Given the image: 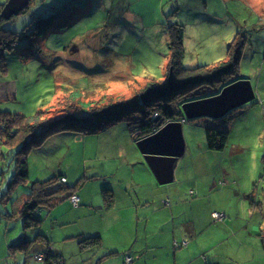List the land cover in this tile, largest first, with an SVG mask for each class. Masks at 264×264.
I'll return each instance as SVG.
<instances>
[{"label":"rangeland","instance_id":"374dc122","mask_svg":"<svg viewBox=\"0 0 264 264\" xmlns=\"http://www.w3.org/2000/svg\"><path fill=\"white\" fill-rule=\"evenodd\" d=\"M161 1L34 0L23 13L3 25L19 38L12 50L3 53L1 63L7 71L0 72V94L7 95L8 88L14 86L17 102L12 103L4 97L5 103L0 106L10 109V114L30 118L45 112L57 95L50 106L51 112L43 115L45 120H53L66 114L61 112L66 99L61 96H65V90H79L84 93L82 101L93 104L139 97L151 85L166 83L170 54L165 34L167 25L180 23L184 28L182 66L185 69L223 61L236 33L247 34L249 46L244 52L237 79L250 83L254 99L230 111L226 116L232 118L228 126L224 120L207 117L181 119L184 151L177 160L174 181L162 187L155 184L160 192L168 193L178 188L187 197L191 189L194 200L205 201L199 205L205 203L214 209L212 222L215 225L222 221L215 223L214 213L222 215L223 220L230 221L233 226L248 224L252 217L248 215V209L255 208L259 203L257 194L264 190V0ZM6 2L0 0V7ZM174 9L178 11L173 13ZM45 17H53L50 29L42 37L30 38L29 27L33 20ZM26 53L33 57L28 62L29 67L19 61ZM19 69H24L22 75ZM201 91L207 93L211 88ZM58 104L61 105L57 107ZM82 109L88 110L87 103ZM208 126L228 129L229 139L223 151L207 148L204 129ZM107 136L99 139L93 135L84 137L78 130H66L50 137L27 156L29 181H44L52 175L55 178L62 175L67 179L68 188L79 182V195L101 196V188L108 182L114 184L118 175L123 174L116 172V160L110 157L116 148L107 150V154H96L101 144L109 143ZM119 142L125 149L129 148L122 138ZM1 151L6 158V147L3 146ZM5 158L0 159V172L5 177L3 186L6 189L5 183L12 181L14 170L10 158ZM96 177L101 178L96 181ZM133 179L141 177L134 173ZM149 179L155 181L151 172ZM27 185H15L10 196L13 195L15 200L21 191H29ZM245 188L248 189L246 194ZM75 189L77 191V187ZM252 190L254 195L252 193L250 197L248 194ZM63 207L69 211L74 209L69 200H64L57 211ZM254 216L257 217L258 213ZM256 217L252 219V226ZM70 219H73L72 215ZM89 220L84 218L81 222ZM15 222L11 223V230ZM19 226L22 230V222ZM106 226L108 224H102L106 248L103 247L99 257L104 251L108 252L112 244V232L107 233L111 230L105 229ZM42 228L45 230L46 226L27 232L32 237L34 232L40 234V230L44 231ZM67 242L77 245V242ZM54 245L59 249V243ZM62 250L64 260L69 262L87 256L79 249L74 257L68 256L75 250L67 243ZM0 259V264H40L33 261L31 251L18 249L0 248ZM106 264H113V261Z\"/></svg>","mask_w":264,"mask_h":264},{"label":"crops","instance_id":"0c3cea01","mask_svg":"<svg viewBox=\"0 0 264 264\" xmlns=\"http://www.w3.org/2000/svg\"><path fill=\"white\" fill-rule=\"evenodd\" d=\"M161 2H164V0ZM177 11L178 9H174L173 13ZM140 22L143 23L142 20ZM31 59H33L32 54L25 58H19V61L24 62V65L29 67L30 64L28 62ZM226 60L227 49L223 61L207 66L214 67ZM23 71L24 69H19L21 75ZM8 89L7 95L1 96L0 94V104L5 103L2 99L4 97L12 103L17 102L14 86ZM60 90L61 92L63 91L62 89ZM76 91L65 90V96L62 95L61 97L69 98L70 94ZM56 96L50 106H53L54 99L58 97ZM50 106L45 108V111ZM11 112L10 109L0 106V113ZM122 125L126 126V128H123ZM83 134L84 137L93 135L98 139L108 135L109 143L101 144L96 154H107V150L116 148V152L110 157L116 160V162L114 161L118 166L116 172L118 174L123 172V174L121 176L118 175V181L114 184L108 182L107 186L102 187L101 196L90 198L81 195L82 193L79 195L78 192L79 206L72 211L65 209V207L60 209L61 211H57L64 202L62 200L56 202L48 211H39L38 216H41L40 227L46 226V229L42 228L44 231L40 230V234L34 232L32 237H30L27 231L21 230L19 225L22 221L17 219L21 206L29 198V191H21L15 200L13 195L10 196V194L6 198L2 197L6 193L9 182L8 180L6 181L7 188L5 189V186H3L5 177L0 172V248L2 250L7 248L13 251L11 249L12 246L26 242L27 244L23 247L24 252L31 251L34 257L33 261L38 262L36 256L42 254L48 244L47 246L50 250L60 256L61 264H106L108 261H113V264H124L125 256L132 259L130 264H264L263 189L260 195L257 194L259 203L255 208L249 207L248 209V215L252 216L250 223H242L241 225L238 223L237 226H233L230 221L224 220L222 223L215 225L212 222L214 209L205 203L199 205V202L205 201L203 199L194 200V197H191L193 194H190V192H193L191 189L188 191L190 199L187 195H183L182 191L179 192L178 188L168 193L157 190L156 184L162 187L172 183L159 185L156 180L149 179L150 170L144 159H142V154L135 148L136 143L125 122L95 133ZM120 138L127 143L128 149H125L119 142ZM1 149L0 154H2ZM97 169L99 170L100 168ZM134 173L141 179H133ZM54 176L52 175L51 178ZM57 177L65 178V185L67 184L65 176L58 175ZM98 178L96 181L100 180ZM37 181L42 182L43 179H38ZM104 191H109L111 194V202L108 206L104 200ZM247 192L248 189L245 188L244 194ZM252 193L254 195L253 190L248 195L252 197ZM243 197L247 198V195H243ZM257 213L258 216H254ZM70 215H72L73 219H70ZM9 216L12 217L9 218ZM254 217H256V222L252 226L251 222ZM84 218H89V222H81V219ZM14 221H16L15 226L11 230V223ZM102 224H108L104 228L111 230L107 233L112 232L110 236L112 244L109 247L110 250L107 249L108 252L104 251L99 257L101 250L105 247L102 236L105 233L102 230ZM89 237L99 238V246L82 250L81 252H85V255H87L83 258H76L72 262L67 259L64 260L65 255L62 250L64 243L70 244L71 249L75 250V252H70L68 255L74 257L79 249V241ZM67 241L77 242V245ZM183 241L187 242L185 247L173 248L174 243ZM54 243L60 244L59 249L55 247ZM19 251H22V249ZM89 252L90 254H86ZM118 255L119 257H117ZM111 256L114 257L112 260ZM0 261L2 262V259Z\"/></svg>","mask_w":264,"mask_h":264},{"label":"trees","instance_id":"16d2710c","mask_svg":"<svg viewBox=\"0 0 264 264\" xmlns=\"http://www.w3.org/2000/svg\"><path fill=\"white\" fill-rule=\"evenodd\" d=\"M33 1L30 0V4ZM222 1L225 2L226 0ZM3 6L1 5L0 10ZM12 19L5 21L0 17V72L6 71L4 65L2 66L1 63L3 53L12 50L15 42L19 38V35L9 30L7 31L3 27L6 22H10ZM52 23L53 17L35 18L29 27L30 38L44 36L52 26ZM166 36L170 52L166 65V75L168 77L169 73H171L174 82L178 86L159 99L151 100L144 105L140 103L139 97L118 101L116 103L99 102L98 104H93L92 102L89 103L86 101L84 103L82 101L84 95L82 92L76 91L72 92L69 98L63 100L65 104L61 103L63 105L61 112L65 111L66 114L53 120H45L43 118V115L51 112L50 108L30 118L21 117L17 114L0 113V148L5 146L8 150V156L6 158H10L11 165L13 166L12 169L14 170L12 181H10L7 192L2 197L6 198L15 185L28 184L29 198L21 206L17 217V219L23 222L22 230L24 232L40 227L41 221L36 216L39 214V211H48L56 202L61 200H69L70 202V198L77 196L79 191V182L77 186L68 188L65 184H57L58 177H52L42 182L29 181L27 156L31 150L39 149L48 138L66 130H78L81 133H95L118 123L125 122L133 136V140L137 143L141 139L154 134L165 123L181 121L183 119L181 106L184 103L216 96L224 87L240 80L237 79V73L239 72L245 54L244 52L249 46L247 34H243L242 32L236 33L232 42L228 45L227 60L225 62L218 63L214 67L206 65L194 69H185L182 66L184 57L183 26L178 23L167 25ZM29 54L26 53L22 57ZM161 86L151 85L150 88ZM203 87L205 89L211 88V91L203 93L201 91V89H204ZM86 103L88 110L82 109L83 107L86 108ZM61 104H58L57 107ZM221 120H224L227 124L226 126H228L231 118L225 116ZM204 134L205 142L209 150L223 151L225 149L229 139L228 129L208 126L204 129ZM4 158L5 155L0 154V159ZM76 187L77 191L75 189ZM103 196L108 206L111 202L110 192L104 191ZM71 205L76 209L79 206V200L76 206ZM11 217L9 216V218ZM25 244L27 243L21 242L12 246L11 249L13 251L17 249L25 251L23 248ZM99 244V238L89 237L80 240L78 246L80 251H82L93 246H99ZM186 245L187 242L185 241L174 243L173 248L179 249ZM46 246L42 254H40L43 258L40 263L61 264L60 256Z\"/></svg>","mask_w":264,"mask_h":264},{"label":"water","instance_id":"95a60500","mask_svg":"<svg viewBox=\"0 0 264 264\" xmlns=\"http://www.w3.org/2000/svg\"><path fill=\"white\" fill-rule=\"evenodd\" d=\"M29 4L30 0H7L1 9L0 17L9 21L24 12ZM177 86L169 73L164 86L149 88L140 94V103L144 105L151 100L159 99ZM254 97L250 83L238 80L224 87L216 96L184 103L181 112L185 120L207 117L216 121L224 118L237 107L250 102ZM181 126V122H168L154 134L136 143L145 164L159 185L170 184L174 179L176 162L184 151Z\"/></svg>","mask_w":264,"mask_h":264},{"label":"built area","instance_id":"2783aa9c","mask_svg":"<svg viewBox=\"0 0 264 264\" xmlns=\"http://www.w3.org/2000/svg\"><path fill=\"white\" fill-rule=\"evenodd\" d=\"M66 183V180H65V178H59L58 180H57V184L58 185H64ZM78 197L77 196H72L71 198H70V202H71V204H73L74 206H76L77 205V203H78ZM213 219H214V221H215V223L216 222H220V221H223V219H224V217L222 216V215H220V214H217V213H214L213 214ZM41 259H42V256H36V260L38 261V262H40L41 261ZM131 258H129V257H126V259H125V264H130L131 263Z\"/></svg>","mask_w":264,"mask_h":264},{"label":"clouds","instance_id":"9594fccd","mask_svg":"<svg viewBox=\"0 0 264 264\" xmlns=\"http://www.w3.org/2000/svg\"><path fill=\"white\" fill-rule=\"evenodd\" d=\"M180 122H181V121H180ZM167 123H168V122H167ZM167 123H166V124H167ZM42 259H43V258H42Z\"/></svg>","mask_w":264,"mask_h":264},{"label":"flooded vegetation","instance_id":"af4514ba","mask_svg":"<svg viewBox=\"0 0 264 264\" xmlns=\"http://www.w3.org/2000/svg\"><path fill=\"white\" fill-rule=\"evenodd\" d=\"M1 12V11H0ZM142 94V93H141ZM140 95V94H139ZM140 101V100H139Z\"/></svg>","mask_w":264,"mask_h":264}]
</instances>
